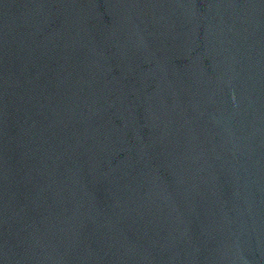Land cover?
<instances>
[{
	"label": "water",
	"instance_id": "1",
	"mask_svg": "<svg viewBox=\"0 0 264 264\" xmlns=\"http://www.w3.org/2000/svg\"><path fill=\"white\" fill-rule=\"evenodd\" d=\"M0 264H264V0H0Z\"/></svg>",
	"mask_w": 264,
	"mask_h": 264
}]
</instances>
